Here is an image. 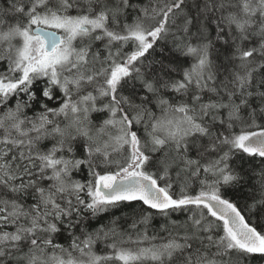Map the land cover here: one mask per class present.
Here are the masks:
<instances>
[{"label": "snow or ice", "instance_id": "snow-or-ice-1", "mask_svg": "<svg viewBox=\"0 0 264 264\" xmlns=\"http://www.w3.org/2000/svg\"><path fill=\"white\" fill-rule=\"evenodd\" d=\"M0 264H264V0H0Z\"/></svg>", "mask_w": 264, "mask_h": 264}, {"label": "trees", "instance_id": "trees-1", "mask_svg": "<svg viewBox=\"0 0 264 264\" xmlns=\"http://www.w3.org/2000/svg\"><path fill=\"white\" fill-rule=\"evenodd\" d=\"M101 248H103L104 246L103 245H100Z\"/></svg>", "mask_w": 264, "mask_h": 264}]
</instances>
